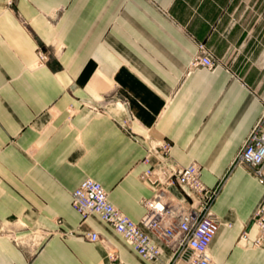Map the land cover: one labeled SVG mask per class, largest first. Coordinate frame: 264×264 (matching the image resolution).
<instances>
[{"label":"crops","instance_id":"obj_1","mask_svg":"<svg viewBox=\"0 0 264 264\" xmlns=\"http://www.w3.org/2000/svg\"><path fill=\"white\" fill-rule=\"evenodd\" d=\"M199 43L223 60L214 70L191 66ZM263 109L264 0H0V264H170L162 243L147 262L72 206L91 178L140 224L154 195L143 160L160 144L220 190L214 264H264L240 240L257 235L264 186L244 168L223 180Z\"/></svg>","mask_w":264,"mask_h":264},{"label":"built area","instance_id":"obj_2","mask_svg":"<svg viewBox=\"0 0 264 264\" xmlns=\"http://www.w3.org/2000/svg\"><path fill=\"white\" fill-rule=\"evenodd\" d=\"M37 55L38 67L49 61V54L41 48L37 50ZM191 66L208 70L216 68L212 51L206 44H198ZM128 132L139 141L138 135L130 127ZM151 158L155 159L154 167L148 168L141 179L151 185L154 195L142 202L147 212L140 224L116 208L104 187L91 178L73 192L74 210L81 216L82 223L93 215L99 216L147 262L160 260L163 254L160 242L171 251L170 264H214L210 247L222 225L213 211L219 188H209L203 182L202 167L196 162L175 168L169 160L167 144L149 147L143 163L152 164ZM231 168H244L264 186V109L233 159ZM171 185L184 189L186 198L177 200L171 197L168 193ZM252 226L257 228L256 237L251 240L246 230L240 240L251 243L253 248H264V203L255 212ZM85 236L91 242L100 241L96 232H86Z\"/></svg>","mask_w":264,"mask_h":264},{"label":"rangeland","instance_id":"obj_3","mask_svg":"<svg viewBox=\"0 0 264 264\" xmlns=\"http://www.w3.org/2000/svg\"><path fill=\"white\" fill-rule=\"evenodd\" d=\"M233 61V58L232 59H230V62H232ZM221 62H223V60H221ZM221 62L218 60H216V67L219 65V63L221 64ZM226 65V64H225ZM196 163H198V162H196ZM232 163V162H231ZM201 167H202V165L200 164V163H198ZM203 168V167H202ZM232 172V168H231V164H230V167H229V169H228V172H227V174L225 175V177H224V179L223 180H226L228 177H229V175H230V173ZM202 180H203V178H202ZM204 182V181H203ZM205 183V182H204ZM223 183H224V181L222 182V184H221V186L220 187H222V185H223ZM215 213V212H214Z\"/></svg>","mask_w":264,"mask_h":264},{"label":"bare ground","instance_id":"obj_4","mask_svg":"<svg viewBox=\"0 0 264 264\" xmlns=\"http://www.w3.org/2000/svg\"><path fill=\"white\" fill-rule=\"evenodd\" d=\"M119 104V103H118Z\"/></svg>","mask_w":264,"mask_h":264}]
</instances>
